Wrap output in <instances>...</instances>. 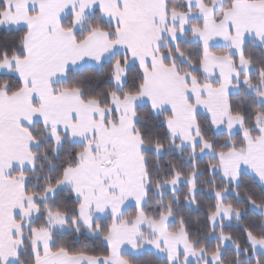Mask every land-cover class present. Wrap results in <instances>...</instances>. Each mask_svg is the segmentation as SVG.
<instances>
[{
    "label": "snow or ice",
    "instance_id": "6c2138e0",
    "mask_svg": "<svg viewBox=\"0 0 264 264\" xmlns=\"http://www.w3.org/2000/svg\"><path fill=\"white\" fill-rule=\"evenodd\" d=\"M0 264H264V0H0Z\"/></svg>",
    "mask_w": 264,
    "mask_h": 264
}]
</instances>
